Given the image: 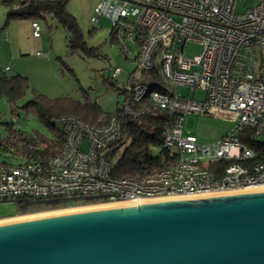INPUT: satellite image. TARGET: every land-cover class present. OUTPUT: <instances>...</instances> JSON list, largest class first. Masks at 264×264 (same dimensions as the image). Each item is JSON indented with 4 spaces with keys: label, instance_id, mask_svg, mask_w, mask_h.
Returning <instances> with one entry per match:
<instances>
[{
    "label": "built area",
    "instance_id": "2783aa9c",
    "mask_svg": "<svg viewBox=\"0 0 264 264\" xmlns=\"http://www.w3.org/2000/svg\"><path fill=\"white\" fill-rule=\"evenodd\" d=\"M238 1L101 0L92 23L109 18L113 40L135 62L118 87L125 96L121 110L104 125L63 115L59 121L64 138L57 154L46 155L43 147L26 154L7 150L21 160L0 159V201L96 198L57 210L263 188L264 0H256L243 13L236 11ZM31 28L39 38L37 19ZM190 41L202 48L194 58L185 53ZM37 55L47 56L40 51ZM110 70V79L117 83L123 69ZM169 83L201 89L205 96L181 95ZM146 97L171 115L165 140L155 151L170 148L175 159L148 174L116 177L110 153L121 137V119L133 115V106ZM193 114L230 118L235 125L217 141L204 144L185 131L186 119Z\"/></svg>",
    "mask_w": 264,
    "mask_h": 264
},
{
    "label": "water",
    "instance_id": "95a60500",
    "mask_svg": "<svg viewBox=\"0 0 264 264\" xmlns=\"http://www.w3.org/2000/svg\"><path fill=\"white\" fill-rule=\"evenodd\" d=\"M86 206L1 218L0 264H264V187Z\"/></svg>",
    "mask_w": 264,
    "mask_h": 264
},
{
    "label": "rangeland",
    "instance_id": "374dc122",
    "mask_svg": "<svg viewBox=\"0 0 264 264\" xmlns=\"http://www.w3.org/2000/svg\"><path fill=\"white\" fill-rule=\"evenodd\" d=\"M25 0H0V71L8 75H25L30 87L16 107L8 102L5 94H0V137L9 136V124L17 130L32 132L38 130L48 138H55V132L39 117L33 107L24 108L35 94L41 93L50 98L73 97L84 101L86 98L97 102L106 112H114L124 94L110 83L111 68L120 66L123 71L118 77L117 87L126 82L135 68L134 60H128L113 40L112 21L102 17L97 25L91 21L95 7L101 0H68L67 9L73 13L81 27L83 40L89 49L71 50L66 27L51 14L36 16L42 27L41 36L34 38L31 28V16L10 17L13 11H19ZM256 0H239L236 11L243 13L254 6ZM40 51L47 56L37 55ZM202 52L197 42H188L185 53L194 58ZM172 91L184 96L204 98L201 89L193 91L185 85L168 84ZM57 127L61 125L57 121ZM235 121L230 118H218L210 115H189L185 122V131L197 135L200 142L209 144L230 132ZM128 141L119 145L114 154V162L123 153ZM86 147V145H85ZM16 153V152H15ZM0 146V159L17 163L20 157L13 156ZM21 200L0 201V219L22 213ZM38 210L28 213L51 211Z\"/></svg>",
    "mask_w": 264,
    "mask_h": 264
},
{
    "label": "trees",
    "instance_id": "16d2710c",
    "mask_svg": "<svg viewBox=\"0 0 264 264\" xmlns=\"http://www.w3.org/2000/svg\"><path fill=\"white\" fill-rule=\"evenodd\" d=\"M68 0H25L19 11H13L10 17L36 18L39 15L51 14L63 24L69 34V47L71 50L89 49L83 40V35L79 22L75 15L67 9ZM113 87L118 89L116 82L110 80ZM30 87L28 78L17 73L8 75L0 71V94H5L8 102L14 109L18 101L24 97ZM157 89V88H153ZM159 90V89H158ZM163 91V89L160 88ZM33 107L36 113L55 132V138H48L38 130L32 132L14 129L9 124V136L6 139L0 137V146L5 145L6 149L14 148L16 153L26 154L36 151L37 147L44 148V154L54 155L61 151L63 132L61 125L57 127V121L63 115H73L82 122L89 125H104L113 114H118L121 110L119 103L116 111H103L97 102H92L89 98L84 101L73 97L50 98L44 94L36 93L28 101L24 108ZM134 114L126 115L121 119L122 131L120 139L113 142L115 146L110 156L114 157L119 145L125 140L128 141L123 153L119 156L114 167L113 175L116 177L141 176L162 169L170 165L175 159V153L170 148H163L159 151L155 149L161 146L165 140L166 125L170 120V113L158 107L148 97L133 106ZM22 213L34 212L38 210L54 209L63 206L89 203L96 201V198H81L75 200H45L37 201L23 199Z\"/></svg>",
    "mask_w": 264,
    "mask_h": 264
},
{
    "label": "bare ground",
    "instance_id": "6f19581e",
    "mask_svg": "<svg viewBox=\"0 0 264 264\" xmlns=\"http://www.w3.org/2000/svg\"><path fill=\"white\" fill-rule=\"evenodd\" d=\"M106 205V204H105ZM108 205V204H107ZM90 206V205H89ZM89 206H86V207H89Z\"/></svg>",
    "mask_w": 264,
    "mask_h": 264
}]
</instances>
